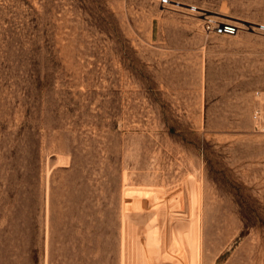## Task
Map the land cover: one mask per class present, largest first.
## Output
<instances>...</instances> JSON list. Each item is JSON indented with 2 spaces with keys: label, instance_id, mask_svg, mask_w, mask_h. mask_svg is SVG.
<instances>
[{
  "label": "rangeland",
  "instance_id": "1",
  "mask_svg": "<svg viewBox=\"0 0 264 264\" xmlns=\"http://www.w3.org/2000/svg\"><path fill=\"white\" fill-rule=\"evenodd\" d=\"M256 109L264 0H0V264H264Z\"/></svg>",
  "mask_w": 264,
  "mask_h": 264
},
{
  "label": "bare ground",
  "instance_id": "2",
  "mask_svg": "<svg viewBox=\"0 0 264 264\" xmlns=\"http://www.w3.org/2000/svg\"><path fill=\"white\" fill-rule=\"evenodd\" d=\"M147 200V199H146ZM143 201V200H142ZM151 210V209H150ZM157 210V209H156ZM163 210V209H162ZM153 212V211H152ZM168 214V213H167ZM155 215V214H153ZM160 216H163V215H160ZM186 216V214H185ZM156 217V216H155ZM157 217H158V214H157ZM164 217V216H163ZM166 217V216H165ZM169 218V216H168ZM176 218V217H175ZM183 218V217H182ZM163 219V218H161ZM160 219V220H161ZM165 219V218H164ZM179 219V218H178ZM169 220H171V218H169ZM183 220V219H182ZM158 221V220H157ZM165 221H167L165 219ZM163 223H165L163 220H162ZM177 222H180V221H177ZM164 225V224H163ZM177 225V223H176ZM181 226V224H180ZM179 226V227H180ZM184 226V225H183ZM188 229H187V237L185 236V238L180 234V231H177L178 232V235L175 236V238L172 240L174 244H172L173 246L168 247L169 245H167V232L164 231L161 233L162 235L160 236L161 237V240H160V245H156V246H153L152 248V245H151V248L153 250L151 251H148V253H150V258L148 259L149 260V263L148 264H156L157 261L160 259V258H167L169 257V254H171V250L174 249L175 251H177L178 253H180L182 251L181 247L186 244L187 247H189V254L190 255V261H192L191 263L195 262L196 261V247L198 248V244H197V240H198V226H197V221L195 218L191 217L188 221ZM164 227V226H163ZM178 227V228H179ZM182 227V226H181ZM201 227V226H200ZM179 230V229H178ZM184 232V231H183ZM172 234V232H171ZM186 234V232H185ZM171 241V242H172ZM158 242V241H157ZM188 243V244H187ZM154 244V243H153ZM185 250V249H184ZM187 250V249H186ZM199 250V248L197 249ZM146 251V252H147ZM126 255V254H125ZM184 255V254H183ZM132 256V255H131ZM178 256V255H176ZM134 257V256H133ZM171 258V257H169ZM184 258V257H183ZM182 258V259H183ZM188 259V258H187ZM181 260V259H180ZM198 260V259H197ZM136 261V260H135ZM174 261V260H173ZM179 261V260H178ZM165 262V261H164ZM198 262V261H197ZM180 263V262H179ZM132 264V263H131Z\"/></svg>",
  "mask_w": 264,
  "mask_h": 264
},
{
  "label": "built area",
  "instance_id": "3",
  "mask_svg": "<svg viewBox=\"0 0 264 264\" xmlns=\"http://www.w3.org/2000/svg\"><path fill=\"white\" fill-rule=\"evenodd\" d=\"M162 2L166 3L168 0H162ZM185 8L190 12H197L200 14H204V24L203 28L205 31H212L215 34H234L237 31V25L234 22L228 20H215L211 18V15L206 14L203 11H200L198 7L194 5H187ZM253 118V125L255 129L260 132L264 133V113L260 110L256 109L252 115Z\"/></svg>",
  "mask_w": 264,
  "mask_h": 264
}]
</instances>
